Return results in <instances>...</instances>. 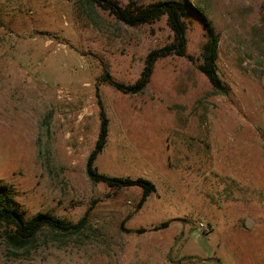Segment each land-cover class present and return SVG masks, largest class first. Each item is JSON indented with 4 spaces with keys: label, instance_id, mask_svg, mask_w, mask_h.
<instances>
[{
    "label": "rangeland",
    "instance_id": "1",
    "mask_svg": "<svg viewBox=\"0 0 264 264\" xmlns=\"http://www.w3.org/2000/svg\"><path fill=\"white\" fill-rule=\"evenodd\" d=\"M177 1L218 34L224 94L198 69L207 35L193 14L185 56L158 59L146 88L124 94L101 75L133 84L173 40L166 17L132 27L86 0H0V183L25 218L76 224L88 211L80 230L44 228L24 249L0 227V264H264V0ZM98 98L97 172L151 181L137 211L140 187L86 175Z\"/></svg>",
    "mask_w": 264,
    "mask_h": 264
},
{
    "label": "trees",
    "instance_id": "2",
    "mask_svg": "<svg viewBox=\"0 0 264 264\" xmlns=\"http://www.w3.org/2000/svg\"><path fill=\"white\" fill-rule=\"evenodd\" d=\"M89 4H95L107 11L116 20L128 26H140L152 23L166 17L167 24L173 33L171 43L161 48L151 50L145 59L144 67L139 78L133 84H123L112 81L107 75H101V80L107 82L124 94H139L147 86L153 67L158 59L170 56H185L186 52V19L193 14L198 17L205 26L207 39L200 46L201 62L198 69L208 79L214 93L224 94L226 88L217 72L218 58V34L207 17L189 1L164 0L148 4H133L120 6L116 0H86ZM97 96H99L97 94ZM100 124L93 148L89 151L86 159L85 172L92 183H105L110 187L121 188L126 186H138L141 188V196L134 211L140 209L147 197L154 190V184L142 177H110L98 173L95 161L103 150L108 134L107 118L103 110V104L98 98ZM85 215L76 223H67L63 219L55 217L47 212H38L30 218H25V211L20 210L15 203L12 193L6 184L0 183V227L6 244L15 249L26 248L44 228L50 230L68 232L80 230L86 223ZM128 215L127 218H129ZM168 221L152 227L153 230L168 226ZM145 229H137L135 232H142ZM125 231H130L126 229Z\"/></svg>",
    "mask_w": 264,
    "mask_h": 264
},
{
    "label": "water",
    "instance_id": "3",
    "mask_svg": "<svg viewBox=\"0 0 264 264\" xmlns=\"http://www.w3.org/2000/svg\"><path fill=\"white\" fill-rule=\"evenodd\" d=\"M251 223H252V219H250L249 217H247L244 221L246 227H250Z\"/></svg>",
    "mask_w": 264,
    "mask_h": 264
},
{
    "label": "built area",
    "instance_id": "4",
    "mask_svg": "<svg viewBox=\"0 0 264 264\" xmlns=\"http://www.w3.org/2000/svg\"><path fill=\"white\" fill-rule=\"evenodd\" d=\"M199 226L204 229V230H208V227L206 225H204L202 222L199 223Z\"/></svg>",
    "mask_w": 264,
    "mask_h": 264
}]
</instances>
